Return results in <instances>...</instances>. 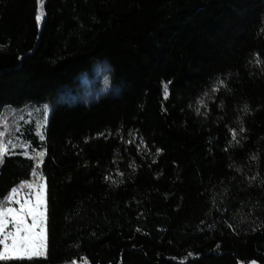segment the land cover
Returning a JSON list of instances; mask_svg holds the SVG:
<instances>
[{
  "label": "trees",
  "instance_id": "trees-1",
  "mask_svg": "<svg viewBox=\"0 0 264 264\" xmlns=\"http://www.w3.org/2000/svg\"><path fill=\"white\" fill-rule=\"evenodd\" d=\"M37 10L0 0V202L38 169L46 256L0 264H264V0Z\"/></svg>",
  "mask_w": 264,
  "mask_h": 264
},
{
  "label": "snow or ice",
  "instance_id": "snow-or-ice-1",
  "mask_svg": "<svg viewBox=\"0 0 264 264\" xmlns=\"http://www.w3.org/2000/svg\"><path fill=\"white\" fill-rule=\"evenodd\" d=\"M42 5L43 0H38V10L35 16L38 26L42 23L44 17ZM163 92L165 98H167V85L164 86ZM233 138H235V133H233ZM3 155L4 149L0 148V163L3 162ZM39 155L43 156V153ZM32 174L35 175V169H33ZM16 191L17 189L13 188L11 193L14 194ZM5 200L10 201L11 194L5 197ZM2 205L3 202H0V246H2L0 247V262L11 260L31 261L34 257L46 256L43 228L44 213L41 211L42 202L39 193L37 194L35 203H29L28 206L21 204L18 211L10 207L5 208ZM9 217L11 218L10 220ZM28 218H31V224L27 222ZM10 222L14 230L6 233L5 229ZM37 228L40 229L39 232L36 231ZM72 264H76V262L73 261ZM251 264H256V262L253 261Z\"/></svg>",
  "mask_w": 264,
  "mask_h": 264
},
{
  "label": "rangeland",
  "instance_id": "rangeland-1",
  "mask_svg": "<svg viewBox=\"0 0 264 264\" xmlns=\"http://www.w3.org/2000/svg\"><path fill=\"white\" fill-rule=\"evenodd\" d=\"M108 65V64H107ZM107 65L101 61L96 62L91 72L85 73L80 76L79 78V86L75 91L73 92L76 97L81 98V100H88L92 102L93 100L97 99L98 97L109 93L113 89V84L111 82V76H110V65L109 70ZM65 99L72 100L73 97L71 96V92L64 94L63 96ZM49 108L51 107V103H48ZM24 132V129L21 125L16 126L13 130V134L11 136L12 139H9V141H12L13 139H22V133ZM15 134V135H14ZM41 135H39V140H41ZM41 152L37 151L33 153L34 158L40 159L41 155H39ZM16 193H11V200L8 201V206L6 208H13L17 211L20 209L21 204H25L26 206L29 205V203H35L37 200V194L39 193L41 197L42 202V208L41 211L44 213V240L45 245H47V235H46V188H45V181L41 174L39 173L38 169H35V175H33L32 179L27 181V183H22L18 188H16ZM18 201V202H17ZM11 218L9 217V220ZM29 224L32 223L31 218H28L27 221ZM13 225L10 222L5 229V232H11L13 231ZM37 232L40 231L39 228L36 229ZM10 243V241H9ZM2 247V246H0ZM43 257V256H41Z\"/></svg>",
  "mask_w": 264,
  "mask_h": 264
}]
</instances>
